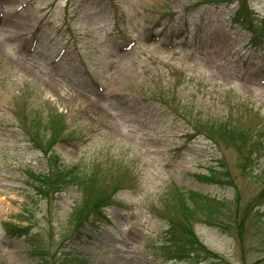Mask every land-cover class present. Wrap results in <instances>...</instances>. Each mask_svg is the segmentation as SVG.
Listing matches in <instances>:
<instances>
[{"label": "rangeland", "instance_id": "374dc122", "mask_svg": "<svg viewBox=\"0 0 264 264\" xmlns=\"http://www.w3.org/2000/svg\"><path fill=\"white\" fill-rule=\"evenodd\" d=\"M197 1L0 0V264H38L37 245L49 264H264V0H247L255 46L233 15L241 0ZM25 97L30 118L63 114L51 148L59 166L96 172L94 190L35 194L27 170L48 168L15 115ZM191 116L241 121L261 142L256 163L245 168L240 139H190ZM215 166L219 182L197 176ZM117 186L99 207L107 216L79 226L82 207ZM178 188L224 205L193 220L218 257H165Z\"/></svg>", "mask_w": 264, "mask_h": 264}, {"label": "trees", "instance_id": "16d2710c", "mask_svg": "<svg viewBox=\"0 0 264 264\" xmlns=\"http://www.w3.org/2000/svg\"><path fill=\"white\" fill-rule=\"evenodd\" d=\"M56 119H53L51 122L53 123L52 126V135H50V142L48 145L51 148L52 143L57 139V134L58 129L56 127L57 121ZM205 127L209 129L208 131H211L212 133H216L217 138L222 139L224 141H227L228 143H233L235 139L238 137H241V144L236 145V148L239 153L243 156L245 164L247 165H252L254 162V156L252 153L253 150L256 147H253L252 150L248 149L247 146L251 145L249 143L248 137L246 135V130L239 129V127H233L230 123H208ZM210 132V133H211ZM237 136V137H236ZM39 137V136H37ZM34 138V137H33ZM43 142L40 140V143L38 145H42ZM254 144V143H252ZM46 154L49 153L51 149H43ZM247 152L245 153L244 152ZM249 150V153H248ZM52 155L49 156L50 159H53V163L51 164L50 172L47 175H33L32 174V179L33 182L36 184V189H38L39 193L42 194L43 196H48V193L52 191L53 193L59 192L69 186L71 183H75L78 187L82 188H89V190H94L95 189V184H94V176L96 172H91L90 170H86L82 168L81 166H75L74 168H71L69 170L64 169L63 166H59L58 163L61 161L60 157L57 156L55 153H51ZM212 175H215L212 173ZM264 175V173H263ZM213 177V176H212ZM264 177V176H263ZM105 198H110L109 195H104L102 194ZM191 199L194 201V205L191 206L188 202H185V198L182 199V207L184 209L183 211V217L186 219L188 217H198L197 215L201 213V211H206L210 213V215H216L222 211L218 212V207H222V203L215 201V199L208 198L204 195H201L199 193H192ZM261 198L264 199V190L260 194ZM105 198H98L96 199L93 204L90 206H83V210L80 212V218L81 221H79V226H81L82 222L85 223L87 222V219L93 214L95 211L101 207V204L106 201ZM239 201V200H238ZM240 202V201H239ZM224 206V205H223ZM239 205H237L238 207ZM250 209H247V207L243 211V216L241 221V227H245L246 221L249 217ZM258 217L260 216L259 209L257 211ZM27 219V217H26ZM85 221V222H84ZM258 223L259 228H258ZM83 226V225H82ZM240 227V225H239ZM256 228L257 232L260 234L263 231L264 233V220H262L260 217L256 221ZM173 237L176 239L173 243V246L175 247L176 254L185 257V256H190L189 254L195 253L197 255H200L199 253H204L207 255H213L211 254V251H209L202 242H200L199 238L194 234V229L191 223H187L186 221H179V223H175L173 225ZM173 238V239H174ZM34 256H37L39 259L38 264H49L50 259L48 255V250H44L42 245H37L35 247ZM48 255V256H47ZM80 264H85L80 263Z\"/></svg>", "mask_w": 264, "mask_h": 264}]
</instances>
